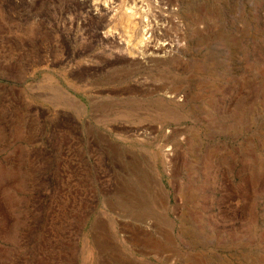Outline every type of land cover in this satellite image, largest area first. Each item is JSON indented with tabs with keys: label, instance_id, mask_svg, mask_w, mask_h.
<instances>
[{
	"label": "rangeland",
	"instance_id": "374dc122",
	"mask_svg": "<svg viewBox=\"0 0 264 264\" xmlns=\"http://www.w3.org/2000/svg\"><path fill=\"white\" fill-rule=\"evenodd\" d=\"M83 1L0 0V264H264V0Z\"/></svg>",
	"mask_w": 264,
	"mask_h": 264
},
{
	"label": "bare ground",
	"instance_id": "6f19581e",
	"mask_svg": "<svg viewBox=\"0 0 264 264\" xmlns=\"http://www.w3.org/2000/svg\"><path fill=\"white\" fill-rule=\"evenodd\" d=\"M138 1L146 2L148 9L145 10V13L144 12H140L139 10L135 9V6L137 4L136 0H131L130 1V5L125 4V2H123V0L118 1V5L115 7L116 10L114 9L115 12L116 11H118V12H116L115 15H113L114 10H110L111 9L110 5H109V8H108L110 10V12H108V10H106L104 7H99V6L93 7V6H90L89 2H87L86 0L83 1V2L78 3L79 10L85 12V14H87L89 16L91 25L89 26L90 30H88V31L90 33L88 35H90V39L92 40V42L94 44L99 42V43H102L107 48H109L111 50V55H110L111 59H113L116 62L123 61V59H124L123 57L124 56H123V53L121 52V49L118 46V43L116 42V40H113L112 38L111 39L108 38L106 41H103L102 39H99L97 37V32L96 31L100 30L103 27H105V24H109L111 22H115V23H119V24H121V23L122 24H128V23L129 24H133L134 21L132 22V19L135 17V15L139 14L140 15V19L138 20V26L140 27V29L136 30V38H135L136 42H135V45L138 46V45H140L142 43L144 45V51H145V49L148 50L150 46L152 47V48L150 47V49H151V51L153 50L152 54H153L154 57L153 58H149L150 59L149 62H157V63L158 62H164L166 57L169 54H172V57H174L173 54H175L178 49L180 50L179 42L178 41H169L168 39H166V35L164 33V28L158 26L159 23H161L162 25L169 26L171 24L170 19L167 18V17H163L162 14H159L158 16H156L157 8H155L153 6V4H155V0H138ZM128 11H130V13ZM167 12L169 13L168 15L171 14V10L169 9V7L166 8V11L164 9L162 10V13H167ZM85 17H86V15H85ZM147 18H148V20H147ZM145 20H147V22ZM92 27H94V28L92 29ZM144 28H146V30H145V32L142 33V29H144ZM147 35H149V40H150L149 42H148V39H146V40L144 39ZM165 41H168L167 42V46H165V47L158 46V42H164L165 43ZM94 58H93V60H95ZM143 59L146 60V58H143ZM132 61H134V60H132ZM171 95L177 96L176 93H172ZM127 115H129V114H127ZM132 133L134 135H137V133H139V130L138 129L137 130H132ZM151 243L153 244V242H151ZM135 244L137 245V243H135ZM101 246L103 248L99 246L100 249L104 250V247L107 248V246H105V245H101ZM152 246L157 251V253H161L162 251H164V248L162 246H160V245L154 244ZM97 249H99V248H97Z\"/></svg>",
	"mask_w": 264,
	"mask_h": 264
}]
</instances>
